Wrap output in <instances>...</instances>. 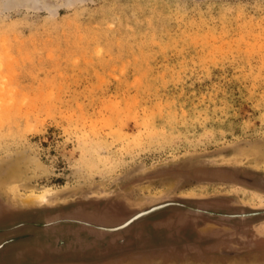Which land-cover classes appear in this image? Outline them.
<instances>
[{
  "label": "rangeland",
  "instance_id": "374dc122",
  "mask_svg": "<svg viewBox=\"0 0 264 264\" xmlns=\"http://www.w3.org/2000/svg\"><path fill=\"white\" fill-rule=\"evenodd\" d=\"M263 210L264 0H0V264H264Z\"/></svg>",
  "mask_w": 264,
  "mask_h": 264
},
{
  "label": "water",
  "instance_id": "95a60500",
  "mask_svg": "<svg viewBox=\"0 0 264 264\" xmlns=\"http://www.w3.org/2000/svg\"><path fill=\"white\" fill-rule=\"evenodd\" d=\"M36 202L37 201L35 199L30 200V203H36ZM173 205L179 206L177 203L165 202V203L158 204L156 206H152L148 209H145V212L142 210V211L138 212V214L136 213L137 214L136 216L135 215L131 216V219H129L127 221V224H125L124 227H121V228L122 229L127 228L131 224H133L134 222L139 221L141 219H144V218H146V217H148V216H150V215H152L158 211H161V210H163L169 206H173ZM32 206L36 207L35 205H32ZM30 208H32V207H30ZM191 210H193L194 212H197V211H195L194 208ZM77 212H79V211H77ZM263 214H264V210L258 211L255 213H248V214L241 213V214H232V215H230V214H217V215L222 216V217H227V218H231V217H239V218L242 217L243 218V217L258 216V215H263ZM87 218L88 217H81V220H79L77 214H65L62 217H59V215H53V216L48 217L44 220L45 221L44 225H55L57 222H76L79 224L88 225V224H84L83 222H81V221H84V222L90 223L88 220L89 218L88 219ZM54 219H55V221H53ZM122 229H119V230H122ZM101 230H103V229H101ZM115 231H117V230L107 231V232H115Z\"/></svg>",
  "mask_w": 264,
  "mask_h": 264
},
{
  "label": "flooded vegetation",
  "instance_id": "af4514ba",
  "mask_svg": "<svg viewBox=\"0 0 264 264\" xmlns=\"http://www.w3.org/2000/svg\"><path fill=\"white\" fill-rule=\"evenodd\" d=\"M262 187H263V186H262ZM230 215H232V214H230ZM187 228H191V227H190V226H187ZM238 231L241 232V233H239V234H241V235L247 232L245 229H241V230H238ZM239 234H238V235L235 234V237H238V238H240V239L243 240L244 238L240 237ZM229 236H230V237H229ZM232 237H233V236L229 234L228 237H227L226 239H223V240L219 239V240H217L216 242H218V243H225V242H226V243L229 244V242H230V240L232 239ZM247 240H248V239H246L245 241H247ZM62 241H63V240H61L60 242L62 243ZM245 241H244V242H245ZM250 242H251V241H250ZM213 243H214V242H213ZM223 245H224V244H223Z\"/></svg>",
  "mask_w": 264,
  "mask_h": 264
},
{
  "label": "bare ground",
  "instance_id": "6f19581e",
  "mask_svg": "<svg viewBox=\"0 0 264 264\" xmlns=\"http://www.w3.org/2000/svg\"><path fill=\"white\" fill-rule=\"evenodd\" d=\"M24 1V0H23ZM67 1V0H66ZM11 2V1H10ZM18 2H20V1H18ZM22 3V2H21ZM20 3V4H21ZM14 5V4H13ZM8 6V5H7ZM39 6V5H38ZM62 6V5H61ZM1 7H3V6H1ZM5 7V6H4ZM10 7H11V5H10ZM10 7H8V8H10ZM14 7V6H13ZM13 7H11V8H13ZM16 7H18V6H16ZM22 7V6H21ZM35 7V6H34ZM7 8V9H8ZM34 9V8H33ZM49 9V8H48ZM57 8H55V10H56ZM3 10V9H2ZM5 10V9H4ZM50 10H51V8H50ZM6 11V10H5ZM54 11V10H53ZM52 11V12H53ZM2 12V11H1ZM145 212V211H144ZM143 212V213H144ZM137 215V214H136ZM135 215V216H136ZM83 217H85V216H83ZM94 219V218H93ZM88 224V223H87ZM110 224V223H109ZM125 224H127V221L126 222H124L123 224H121V225H117V226H108V227H106L104 230H106V231H113V230H119V229H122L121 227H124V225Z\"/></svg>",
  "mask_w": 264,
  "mask_h": 264
}]
</instances>
